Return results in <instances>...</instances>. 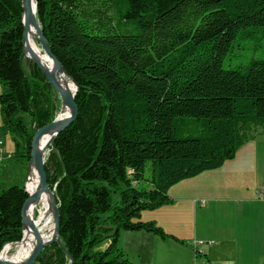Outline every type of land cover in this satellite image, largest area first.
<instances>
[{
  "label": "trees",
  "instance_id": "obj_1",
  "mask_svg": "<svg viewBox=\"0 0 264 264\" xmlns=\"http://www.w3.org/2000/svg\"><path fill=\"white\" fill-rule=\"evenodd\" d=\"M36 2L79 87V115L48 148L61 242L35 264H136L119 246L124 231L184 244L142 212L169 204L173 186L222 168L264 130V0ZM23 36V0H0V132L13 139L12 157L30 163L36 132L62 102L25 62ZM28 198L24 186L0 191V254L22 240Z\"/></svg>",
  "mask_w": 264,
  "mask_h": 264
},
{
  "label": "crops",
  "instance_id": "obj_2",
  "mask_svg": "<svg viewBox=\"0 0 264 264\" xmlns=\"http://www.w3.org/2000/svg\"><path fill=\"white\" fill-rule=\"evenodd\" d=\"M5 137H9L11 148L5 147L8 140L0 141V163L13 156V139ZM259 161H264V130H258L222 168L173 186L169 204L148 210L145 220L155 221L184 244L138 232L127 236L130 241L122 250L138 258L139 264H172L152 250L156 245L169 256L176 251L175 264H186V255L194 264H264V170H258ZM247 172L253 177L258 174L261 183L257 182L249 195L230 196L232 189L241 188ZM211 183L215 188L208 187ZM193 215L197 220H192ZM197 252L205 255L207 262L197 257Z\"/></svg>",
  "mask_w": 264,
  "mask_h": 264
},
{
  "label": "water",
  "instance_id": "obj_3",
  "mask_svg": "<svg viewBox=\"0 0 264 264\" xmlns=\"http://www.w3.org/2000/svg\"><path fill=\"white\" fill-rule=\"evenodd\" d=\"M23 11H24V13H23V24H24V36H23L24 54H23V57L26 56V42H27L28 29L30 26H35L39 31V39L38 40H39L42 48L44 49L45 53L54 61L55 68L59 72L66 74L62 64L57 59V57L53 54L52 48H51L48 40L44 36V33H43L42 28H41V26L37 20V17L33 15L32 0H23ZM36 12H37V2H36L35 13ZM30 62L35 64L43 72V74L46 76L48 82L54 87V89L58 93V95L62 101V106L69 108L71 113H70V116L64 120L59 119V117H57L52 123H50V124L42 127L41 129H39L33 138L31 163L35 165V168L37 170V173H38V176L40 179L41 188L38 191H36L34 194H31V193H29L27 186H25V190L29 194V198L26 200V202L23 206V209H22V219H23V229L24 230H25L26 225L28 224V221L25 218L27 207L31 203L36 202L41 197V195L43 193L51 192L53 194V192L51 191L49 184H48V176H47V171H46V167H45V164H46L45 152L47 150H45V152H41L39 150V142L44 135H46L48 133H53L54 137H53V140L51 141V143L49 144V146L54 147L55 146V139L57 138V136L61 132H63L67 127H69L77 119V117L79 115V108H78L77 103L75 101L76 93L71 94V93L67 92L66 90H64L61 87L60 83L58 82L55 73L49 72L43 66V64H41L39 61L30 60ZM74 84H75V82H74ZM76 87L78 88L77 85H76ZM54 203L55 204H54L53 213H54L55 230H56L55 236L52 239H50L49 241L45 242L40 231L34 225H32L33 229L35 230V232L37 234V246H36L35 251L31 255V257L26 262H24L23 264H35L38 261L40 255L42 254V252L45 250L46 247L50 246L54 242H61V239H60V223H61L60 212H59L58 205H56V198L55 197H54ZM15 244H17V243H15ZM1 263H6V262H2L1 258H0V264Z\"/></svg>",
  "mask_w": 264,
  "mask_h": 264
},
{
  "label": "bare ground",
  "instance_id": "obj_4",
  "mask_svg": "<svg viewBox=\"0 0 264 264\" xmlns=\"http://www.w3.org/2000/svg\"><path fill=\"white\" fill-rule=\"evenodd\" d=\"M33 15L37 17V12L35 13L36 1L32 0ZM39 31L35 26H30L28 29L27 42H26V56L29 60H37L51 73H55L58 82L61 87L67 92L74 94L76 91V86L74 82L65 73L59 72L55 68L54 61L43 51L42 47L39 45ZM56 91V90H55ZM70 116V109L63 107L59 119H67ZM53 133H48L44 135L39 142V150L45 152L49 144L53 140ZM32 177L27 185L29 193L34 194L41 188L40 179L35 168L32 165ZM54 194L51 192H45L41 197L34 203H31L27 212L26 220L28 224L24 230V238L20 244L12 245L4 248L1 254V261L6 263L1 264H23L26 262L37 246V234L31 233V228L36 218L37 211L39 213V223L35 227L40 231L45 242L49 241L55 236L56 230L55 226L52 224L51 213L54 209Z\"/></svg>",
  "mask_w": 264,
  "mask_h": 264
},
{
  "label": "rangeland",
  "instance_id": "obj_5",
  "mask_svg": "<svg viewBox=\"0 0 264 264\" xmlns=\"http://www.w3.org/2000/svg\"><path fill=\"white\" fill-rule=\"evenodd\" d=\"M23 13H24V11H23ZM39 45L41 46L40 42H39ZM43 51H44V49H43ZM23 54H24V46H23ZM24 59H25V62L26 63H30V60L26 56L24 57ZM69 78H71V77L69 76ZM76 85L77 84L75 83V86ZM78 89H79V87L78 88L76 87V91H75L76 94H77ZM1 92H2V87L0 86V93ZM62 109H63V106L61 104L60 110L57 113L56 118L59 117ZM70 113H71V111H70ZM0 123H1V114H0ZM261 131H263V130L261 129ZM5 136H7V135H4L3 133L0 132V141H4V140H8L9 141V137L7 139ZM9 142L5 146L8 149L11 148V141H9ZM11 151H14V149H12ZM0 153L2 154V152H0ZM49 153H50V151L47 149V151L45 152V160H46V157L49 155ZM1 154H0V156H1ZM1 160L2 159H0V161ZM32 165L33 164L31 162L28 163L24 159H19V158H16V157L4 159V161L2 163H0V191L6 190L9 187L14 186V185H19V186H24V187L27 186V183H29V181H30V177H32V171H33L32 170V168H33ZM261 168H263V170H264V161H262V162L259 161L258 170L261 171ZM150 173H151V164L148 163V165L146 167V172H145L146 177H149L150 176ZM257 175H255V177H253L254 175H252L250 172H247V176L244 177V180H242V182H241V184H242L241 185V188H238V190L232 189L234 191H231L229 193V195L232 196V197H240V196H243V195H246V194L249 195V193L252 192L250 190L255 189L256 183L257 182L261 183V180H259L260 177H257ZM262 180L264 182V179H262ZM208 187L215 188V184L214 183H211V184L208 185ZM51 191L53 192L54 197L56 198V196H55V190H52L51 189ZM241 191L244 192V193H242ZM248 191H249V193H248ZM56 205H58L57 204V199H56ZM146 214H148V210L142 212V216H141L142 221H147V220H145L146 217H147ZM51 216H52V224L55 226V220H54V213L53 212L51 213ZM192 220L193 221L194 220H197L194 215L192 217ZM22 221H23V219H22ZM37 223H39V213H38V211H37V215H36V218L34 220L33 225L35 226ZM32 230H33L32 231V234L34 236L35 235V230L33 229V227H32ZM122 233H123V235H122V241H120V243H119V246H120L121 249L123 248L122 245H124L126 247V245L129 243L130 239H129V237L127 238L128 235H130V234H135V235L138 234V232H126V231H124ZM23 238H24V229H23ZM23 238H22V240H23ZM20 242H18V243H20ZM13 244H15V243L9 244V246L10 245H13ZM17 244H15V245H17ZM6 246L4 248H6ZM106 246H107V243L103 245V248L106 247ZM4 248H3V250H4ZM152 250H155L156 251L158 257L166 258V259L169 258V261L172 264H175L176 263V251H174V253L169 252V254H170V256H169V255L165 254L164 252H162L163 250L160 249V247L158 245H156V247H152ZM2 251H1V254H2ZM1 254H0V256H1ZM126 255H127V258L130 261H132L133 263H136V264H139L140 263L138 258H135L133 256H129L128 253ZM187 257L188 256L186 255L185 256V263L186 264H194V262L191 263L190 260ZM200 258H202V260L204 262H207V260H205L206 259L205 258V255L203 257H200Z\"/></svg>",
  "mask_w": 264,
  "mask_h": 264
},
{
  "label": "built area",
  "instance_id": "obj_6",
  "mask_svg": "<svg viewBox=\"0 0 264 264\" xmlns=\"http://www.w3.org/2000/svg\"><path fill=\"white\" fill-rule=\"evenodd\" d=\"M27 185H28V183H27ZM204 206V205H203Z\"/></svg>",
  "mask_w": 264,
  "mask_h": 264
}]
</instances>
